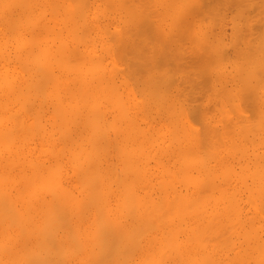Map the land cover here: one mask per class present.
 Returning a JSON list of instances; mask_svg holds the SVG:
<instances>
[{
    "label": "bare ground",
    "instance_id": "bare-ground-1",
    "mask_svg": "<svg viewBox=\"0 0 264 264\" xmlns=\"http://www.w3.org/2000/svg\"><path fill=\"white\" fill-rule=\"evenodd\" d=\"M0 264H264V0H0Z\"/></svg>",
    "mask_w": 264,
    "mask_h": 264
}]
</instances>
